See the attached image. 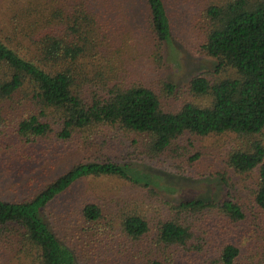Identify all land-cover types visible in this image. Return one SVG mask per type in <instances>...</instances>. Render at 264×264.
Listing matches in <instances>:
<instances>
[{
	"label": "trees",
	"instance_id": "obj_1",
	"mask_svg": "<svg viewBox=\"0 0 264 264\" xmlns=\"http://www.w3.org/2000/svg\"><path fill=\"white\" fill-rule=\"evenodd\" d=\"M174 3L176 0L1 1L0 101L13 99L23 104L25 113L18 121L21 137L55 136L67 142L105 126L135 134L138 139L133 142L141 149L138 157L154 161L168 151L186 149L181 141L187 135H262L264 0H219L204 9L205 36L200 50L216 61V74L205 71L194 76L188 89L210 103L186 101L177 110L167 108V103L180 92L179 84L168 75L154 77L145 72L138 60L149 56L157 71L164 67L166 47L174 39ZM222 71L227 75L222 76ZM9 145L1 148L0 143V156L19 150H10ZM104 156L74 163L22 199L0 197L2 245H10L14 236L19 238L22 250L29 249L35 264H123L103 258L97 252L98 239L84 242L88 253L82 243L68 244L44 216L53 200L88 177L113 176L150 189L163 187L159 175ZM200 156L190 158L196 161ZM228 157L227 164L236 174L258 169L251 201L264 213V142L255 140L250 148L235 149ZM220 180L224 194L219 197L167 200V216L154 226L140 210L124 216L120 243L128 252L124 264H175L176 260L237 264L241 249L232 240H222L217 257H212L218 235L203 225L213 212H221L233 222L247 217L229 178L222 175ZM82 215L95 223L102 218L103 209L91 201L84 204ZM200 248L205 250L203 255L192 258V252ZM253 264H264V257Z\"/></svg>",
	"mask_w": 264,
	"mask_h": 264
},
{
	"label": "rangeland",
	"instance_id": "obj_2",
	"mask_svg": "<svg viewBox=\"0 0 264 264\" xmlns=\"http://www.w3.org/2000/svg\"><path fill=\"white\" fill-rule=\"evenodd\" d=\"M214 1L219 0H176L173 8L174 39L166 47L164 67L157 71L151 66L149 56L138 58L145 72L154 77L168 75L179 84L180 92L169 100L167 108L177 110L186 101H197L202 105L210 103L208 98L194 96L188 86L191 79L200 73H215L216 61L200 50V43L205 36L202 31L203 11ZM148 67L153 68L149 71ZM220 74L224 76L227 72L222 71ZM17 101L19 104L13 99L0 101L1 148L10 144V150H20H13L16 154L12 152L9 155L4 151L0 156V197L22 199L43 183L55 179L74 163L103 159L107 154L114 160L130 162L138 169L160 176L163 187L158 189L134 185L113 176L88 177L77 181L44 211L51 227L68 244L82 243L88 249L84 242H89V238L98 239L100 249L97 252L103 258L124 264V257L128 253L126 248L120 246L123 243L121 223L124 216L140 210L154 226L160 217L167 216V200L178 201L182 197L195 196L219 197L224 194L220 180L224 175L233 185L237 199L244 203L247 217L242 222H233L221 212L204 217L203 225L218 235V240L212 244L211 255L217 257L222 240H232L241 249L237 264H253L264 257V213L254 208L251 201L259 171L256 169L252 173L239 175L227 164L231 151L250 148L255 140L264 142V133L259 136H239L234 133L205 137L187 135L181 141L187 145L186 149L168 151L158 160L150 161L149 158L138 157L141 149L133 142V139H138L135 134L105 126L87 131L67 142L58 141L55 136L50 139L22 138L18 121L25 112L21 101ZM197 153H200V158L192 160L190 156ZM91 201H96L103 209L102 218L95 223L87 222L82 215L84 204ZM12 239L6 247L0 242V263L35 264V257L31 256L29 249L22 250L19 238L14 236ZM198 250L192 252V258L202 256L200 253L205 252L203 248ZM175 264L186 263L176 260Z\"/></svg>",
	"mask_w": 264,
	"mask_h": 264
}]
</instances>
